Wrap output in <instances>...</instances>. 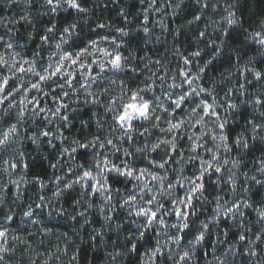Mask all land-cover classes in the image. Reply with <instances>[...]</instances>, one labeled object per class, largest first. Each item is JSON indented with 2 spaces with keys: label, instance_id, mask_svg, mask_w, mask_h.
Instances as JSON below:
<instances>
[{
  "label": "clouds",
  "instance_id": "clouds-1",
  "mask_svg": "<svg viewBox=\"0 0 264 264\" xmlns=\"http://www.w3.org/2000/svg\"><path fill=\"white\" fill-rule=\"evenodd\" d=\"M0 264H264V0H0Z\"/></svg>",
  "mask_w": 264,
  "mask_h": 264
}]
</instances>
